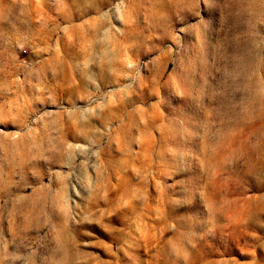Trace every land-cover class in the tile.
Returning a JSON list of instances; mask_svg holds the SVG:
<instances>
[{"label": "rangeland", "instance_id": "obj_1", "mask_svg": "<svg viewBox=\"0 0 264 264\" xmlns=\"http://www.w3.org/2000/svg\"><path fill=\"white\" fill-rule=\"evenodd\" d=\"M177 7L166 0H126L119 9L121 19L112 20L111 25L98 12H94L84 17L83 23L76 18L72 22L74 26H67L66 22L62 23L49 15L47 0H2L0 18H3L5 25L9 22L14 24L19 36L27 37L42 50L20 52L18 56L20 60L36 65L37 69L44 64L48 66L46 74L52 90L64 100L65 120L77 124L87 118L84 109L89 106L87 97L91 89L84 85L83 80L95 78L94 68L105 70L112 84L121 85L119 89L113 88L105 94L107 103L100 106V118L93 116L89 123L111 131L119 122L121 127L113 134L117 145L123 143L125 133L133 123L141 125L136 136L140 163L133 165L125 174L118 167L109 166V160L117 157V153H102V173L99 174L102 180L99 194L114 201L116 207L144 201L142 207L135 209L133 216V235L138 239L131 250V264H264V228L253 230L249 227L256 217L264 220V186L238 189L230 179H221L225 165L231 162L248 159L253 169H260L264 165V44L254 38L248 26L241 25L229 31L220 8L205 9L202 6L201 15L205 16V22L214 23L216 28L213 59L222 57L230 61L225 78L235 85L236 90L231 95L238 106L240 119L219 126L217 113L223 115L226 107H221L222 98L214 101L210 97L213 91L220 90V74L213 70L215 80L209 76L208 84L204 85L203 72L207 67L202 63L201 85L204 86L201 96L205 107L200 131L195 133L184 129L199 141L195 168L171 164L170 158L175 153L171 141L177 130L163 108L150 101V90L153 93L158 90L153 88L149 76L144 72L140 73L145 83L139 90L143 93L142 102L135 106L134 114L128 110L126 119L123 118L129 99H135V95H130L135 85L133 89L123 86L128 75L125 71L127 65L140 62L154 64L155 70L163 73L160 80L162 85L169 79L170 73L174 74L172 60L178 54L176 42L169 39L165 44L171 47L162 46L160 29L167 28L170 9ZM208 12L214 13L211 20L206 14ZM261 18H264V6L258 5L256 19ZM196 19L193 18L192 22L195 23ZM203 31L197 30L198 33ZM0 67L4 68L0 72V81L11 84L14 69L7 62L0 64ZM176 90L181 91L180 88ZM32 107H42L46 113L43 125L49 147L56 148L57 140L68 144L86 143L75 128L67 135H57L54 129L61 128L63 121L57 116L61 109L56 104H33ZM179 111L173 109V114H179ZM2 129L18 131L17 126L10 122H5ZM81 131L87 132V129ZM141 170L144 173L142 183L147 185L146 192L130 179ZM55 171L58 176L55 186L59 188L61 174L68 169L58 165ZM198 182L200 207L203 210L200 219L197 221L198 218L191 214L174 216L177 207L191 206L192 192ZM129 184H132L131 189ZM22 194L37 206L46 197V191L39 186L28 188ZM72 198L83 206L79 197L73 195ZM25 203L20 201L19 211L27 212ZM100 203L103 207V201ZM60 207L65 218L71 216V209L66 208L63 202ZM196 222L203 229L200 234L179 228L182 223L192 226ZM33 223L35 221L31 216L25 220L29 228ZM61 227L57 225L52 234L56 240L63 242L65 234H68L82 251L93 253L99 261L117 264L119 257L120 264H123L125 259H129L123 251L117 250L119 241L113 233V229L127 230L126 220L113 216L103 224L74 227L69 219L64 231H61ZM86 232L91 235H86ZM209 232L217 233V236L209 238ZM220 233L225 234L224 239L219 238ZM105 245H111V252ZM112 252L116 255L113 256ZM87 264L98 262L88 261Z\"/></svg>", "mask_w": 264, "mask_h": 264}, {"label": "clouds", "instance_id": "obj_2", "mask_svg": "<svg viewBox=\"0 0 264 264\" xmlns=\"http://www.w3.org/2000/svg\"><path fill=\"white\" fill-rule=\"evenodd\" d=\"M125 2L126 0H47V5L49 15L62 23L66 22L67 26H74L72 22L76 18L83 23L84 17H89L94 12H98L111 25L112 20L121 19L119 9L125 5ZM166 2L178 5L177 8L170 9V15L166 20L167 28L160 29L162 46L170 48V45L165 44L169 39L176 42L178 54L172 60L174 74L170 73L169 79L162 85L160 80L163 79V73L157 72L154 64L140 62L127 65L125 71L128 75L123 81V86L133 89L135 85V89L130 94L135 95V99H129L126 115L123 118L126 119L128 110L134 114L135 106L142 102L143 93L139 90L145 86V83L140 73L144 72L149 76L153 88L158 90L155 93L150 90V101L163 108L167 118L177 130L171 141L175 149L174 155L170 158L171 164L173 166L183 164L195 168L199 141L196 136L190 135L184 129L187 128L195 133L200 131L199 125L205 107L201 88L208 84V77L212 76L213 70L220 74L218 82L220 90L213 91L210 98L214 101L222 98L221 107H226L223 115L217 113L219 126L223 127L240 119L238 106L231 95V92L236 90L235 85L225 78L230 61L222 57L213 59L216 28L214 23L205 22V16L201 15L202 6L205 9L220 8L229 31L246 25L253 32L254 38L264 44V36H261V33H264V18L256 19V7L264 6V0H214L212 8L207 7L209 0H166ZM206 14L209 20L214 16L212 12ZM193 18H198L195 23L192 22ZM202 24H207V29L198 33L197 30L201 29ZM18 31L14 24L9 22L5 25L3 18H0V64L9 63L15 72L11 84L0 81V123L10 122L18 128L17 132H7L0 128V264H87L88 261L110 264L99 261V258L91 252L82 251L80 245L74 243V238H70L68 234H65L63 242L56 240L52 234L56 231L57 225H62L61 231H64L69 219L74 227H82L85 224H103L113 216L127 221V230L113 229V233L119 241L117 250L123 251L125 256L129 257L123 261V264H131V250L138 239L133 235L135 231L133 216L135 209L142 207L144 201L136 205L130 203L127 207H116L114 201L107 200L99 194L98 190L102 185L99 174L102 173V153H117V157L109 160V166L118 167L120 172L125 174L133 165L140 163L141 154L136 148V136L141 125L133 123L125 133L123 143L117 145L113 134L121 127L119 122L111 131H105L89 123L93 116L100 118V106L102 103H107L105 94L113 88L121 87L119 84H112L105 70L101 68L92 70L95 72L94 79L83 80L84 85L91 89L87 97L89 106L84 109L87 118L77 124L65 120L64 100L52 90L46 74L48 66L44 64L37 69L36 65L20 60L18 56L20 52L42 50L27 37L19 36ZM209 61H211L210 65ZM202 63L207 67L203 72L204 85H201ZM3 71L4 68L0 67V72ZM212 79L215 80V77L212 76ZM177 88L181 91H177ZM10 97H12L11 102H9ZM46 103L56 104L61 109L57 116L63 121V126L54 129L57 135H67L75 128L84 137L86 143L68 144L66 141L57 140L56 148L49 147L47 132L43 125L46 113L42 107H32L33 104ZM72 103L75 105V101ZM173 109H180L179 114H173ZM82 129H87V132L81 131ZM58 165L68 169L61 174L59 188L55 186L58 181L55 169ZM143 175L141 170L130 179L146 192L147 185L142 183ZM221 179H230L238 189L261 187L264 186V165H261L260 169H253L248 159L231 162L225 165ZM45 180L48 182L45 183ZM34 186L46 191L45 199L38 206L22 194L26 189ZM131 187L132 184H129L130 189ZM199 190L198 182L192 192L191 206L177 207L173 215L180 217L191 214L196 216L198 221L203 212L200 207ZM73 195L80 198L83 206L72 198ZM22 200L26 201L24 207L27 212L18 210ZM100 201H103V207ZM61 202L66 208L71 209L70 217H64L63 209L60 207ZM29 216L35 221L31 228L25 225V220ZM249 227L253 230L264 228V220L256 217ZM179 228L196 234L203 231L197 222L192 226L182 223ZM85 234L91 235L90 232ZM207 235L212 238L217 236V233L209 232ZM224 236V233L219 234L220 239H224ZM105 247L111 252V245ZM112 255L115 256L116 253L112 252ZM120 259L117 257V264H120Z\"/></svg>", "mask_w": 264, "mask_h": 264}, {"label": "snow or ice", "instance_id": "obj_3", "mask_svg": "<svg viewBox=\"0 0 264 264\" xmlns=\"http://www.w3.org/2000/svg\"><path fill=\"white\" fill-rule=\"evenodd\" d=\"M213 4H214V0H209L207 7L212 8ZM200 27H201V29L206 30L207 29V24H202V25H200ZM2 127H3V124L0 123V128H2Z\"/></svg>", "mask_w": 264, "mask_h": 264}]
</instances>
